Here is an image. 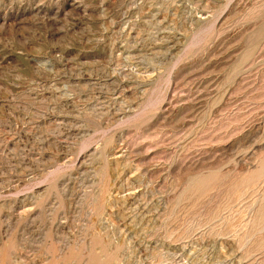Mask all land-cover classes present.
I'll list each match as a JSON object with an SVG mask.
<instances>
[{"label":"rangeland","instance_id":"rangeland-1","mask_svg":"<svg viewBox=\"0 0 264 264\" xmlns=\"http://www.w3.org/2000/svg\"><path fill=\"white\" fill-rule=\"evenodd\" d=\"M0 264H264V0H0Z\"/></svg>","mask_w":264,"mask_h":264}]
</instances>
